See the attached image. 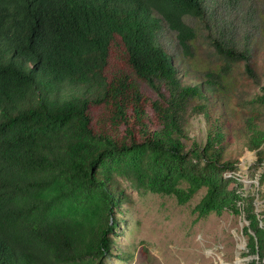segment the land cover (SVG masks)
I'll list each match as a JSON object with an SVG mask.
<instances>
[{
	"label": "trees",
	"instance_id": "1",
	"mask_svg": "<svg viewBox=\"0 0 264 264\" xmlns=\"http://www.w3.org/2000/svg\"><path fill=\"white\" fill-rule=\"evenodd\" d=\"M204 14L203 0H0V264H104L130 200L119 178L179 202L204 187L198 215L235 205L232 62L253 83L257 66L217 40V59L199 61L184 17ZM163 25L197 83L180 76ZM261 88L252 102L264 106ZM188 106L205 119L200 140L183 128ZM249 125L243 142L264 153V128Z\"/></svg>",
	"mask_w": 264,
	"mask_h": 264
},
{
	"label": "rangeland",
	"instance_id": "2",
	"mask_svg": "<svg viewBox=\"0 0 264 264\" xmlns=\"http://www.w3.org/2000/svg\"><path fill=\"white\" fill-rule=\"evenodd\" d=\"M203 4L202 18L184 17L185 23L196 32L193 52L199 61L213 63L217 59L212 43L217 40L248 50L251 62L257 66L253 83L242 77L241 65L232 62L238 66L240 77L233 96L239 110L225 114V132L238 148L236 181L231 184L236 193L235 205L198 215L194 208L205 194L204 187L187 201L179 202L173 195L136 189L128 180L119 178L130 200L115 208L113 253L105 258L104 264H212L203 251L210 247L222 251L225 264H233L237 242L231 230H240L243 220L249 224L242 230L248 237V252L242 255L258 257L249 264H264V213L257 211L251 195L255 192L264 197V153L249 149L243 142L249 124L264 128V106L252 102L263 93L261 87H264V0H203ZM158 35L164 47L179 57L174 62L179 65L182 79L197 83L200 76L190 71L187 61L180 57L184 54L176 32L163 25ZM141 88L152 100H160L159 91L147 84ZM160 89L163 95L167 94L166 87L161 85ZM207 94L215 96L211 90ZM214 111L222 113L219 104L214 106ZM196 113L188 106L181 112V119L184 130L200 140L206 122L201 113Z\"/></svg>",
	"mask_w": 264,
	"mask_h": 264
},
{
	"label": "clouds",
	"instance_id": "3",
	"mask_svg": "<svg viewBox=\"0 0 264 264\" xmlns=\"http://www.w3.org/2000/svg\"><path fill=\"white\" fill-rule=\"evenodd\" d=\"M249 195V194H248ZM255 198L253 200V205L257 207V211L264 213V197L255 192L251 193ZM249 224V221L243 220L240 224V230L232 229L231 235L236 240V252L237 255L233 261V264H249L250 261L258 259L256 256L252 255H242L248 252V237L243 234V228ZM203 245V241H201ZM206 255L212 260V264H225L223 260V253L217 247L203 248ZM158 255L157 253H154Z\"/></svg>",
	"mask_w": 264,
	"mask_h": 264
}]
</instances>
